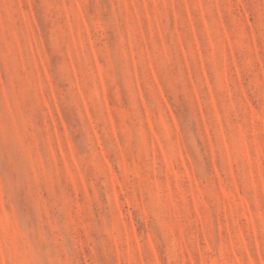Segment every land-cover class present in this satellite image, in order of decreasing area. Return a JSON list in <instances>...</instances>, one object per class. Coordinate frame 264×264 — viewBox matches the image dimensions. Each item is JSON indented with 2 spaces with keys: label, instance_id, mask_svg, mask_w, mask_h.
Instances as JSON below:
<instances>
[{
  "label": "rangeland",
  "instance_id": "rangeland-1",
  "mask_svg": "<svg viewBox=\"0 0 264 264\" xmlns=\"http://www.w3.org/2000/svg\"><path fill=\"white\" fill-rule=\"evenodd\" d=\"M0 264H264V0H0Z\"/></svg>",
  "mask_w": 264,
  "mask_h": 264
}]
</instances>
